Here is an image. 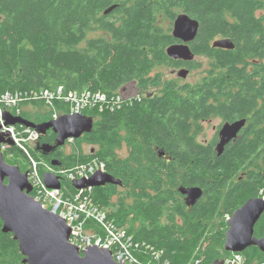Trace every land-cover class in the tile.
<instances>
[{"label":"trees","instance_id":"1","mask_svg":"<svg viewBox=\"0 0 264 264\" xmlns=\"http://www.w3.org/2000/svg\"><path fill=\"white\" fill-rule=\"evenodd\" d=\"M110 4L116 7L106 16L103 11ZM263 8L264 0H0V95L58 85L109 96L133 83L141 94L158 90L151 97L122 101L113 111H88L96 121L75 139L77 150L60 153L61 162L72 167L91 157L103 160L105 172L122 184L94 187L93 200L109 210L116 224L144 247L161 252V260L209 264L231 254L224 249L225 227H220L227 225L226 214L264 193ZM181 12L199 21L190 48L208 59L206 74L195 83L179 84L163 74L165 67L183 63L166 53L167 46L178 41L171 24ZM89 31L98 34L91 36ZM224 37L233 40V49L212 47L214 39ZM227 87L239 90L226 100L234 105L228 108L248 124L243 138L217 156L215 140L189 138V120L220 109L205 105L222 103ZM23 106L21 116L26 119H50L40 100ZM43 137L32 152L51 164L52 158L41 155L38 147L55 143L56 134L50 129ZM83 143L92 145L90 152L84 151ZM9 151L24 157L15 146ZM193 184L206 189L197 217L180 194L181 187ZM218 218L219 229L214 223ZM2 226L0 218V264H25L18 241ZM254 234H264V214ZM239 253L243 264H264V252L256 246Z\"/></svg>","mask_w":264,"mask_h":264},{"label":"water","instance_id":"2","mask_svg":"<svg viewBox=\"0 0 264 264\" xmlns=\"http://www.w3.org/2000/svg\"><path fill=\"white\" fill-rule=\"evenodd\" d=\"M116 4L107 7L103 14L110 13ZM199 21L189 14L181 12L173 21L172 36L178 40L167 46L166 53L173 60L191 62L195 53L190 44L195 40ZM212 47L233 49L235 43L230 37L218 38L212 41ZM189 73L187 68L177 71L179 77L184 78ZM133 83L132 85H134ZM124 86L120 94L124 100L136 96L129 92V86ZM5 125L21 124L35 128L44 135L52 129L56 134L55 144L44 143L39 147L43 153H48L56 147L63 146L69 138L77 139L93 126V118L85 114H63L57 119H51L36 123L23 116H13L10 113L4 115ZM246 119L236 120L232 124L226 123L221 131L216 144L217 154L224 151L232 137L243 127ZM1 128V126H0ZM13 145L11 138L6 137L0 131V218L3 222L2 231L10 232L18 241L22 262L25 264H124L113 258L109 249L89 246L80 251L70 243L71 228L60 215L52 210L43 208L41 203L30 194L32 186L28 180L27 172L21 171L16 164H10L4 159L1 144ZM160 156H164L162 149L158 150ZM56 159L51 160V165H59ZM44 181L48 188L59 189L61 180L53 172H44ZM76 189L86 186H103L105 184L121 185L122 181L113 175L97 171L89 179H76L73 182ZM186 195V203L194 204L202 196L199 186L181 187ZM264 214V199L262 197H250L241 206L236 208L228 218V228L225 231L224 249L229 252H241L249 246H256L264 252V234L260 237L254 234L255 225ZM209 264H224V259H216Z\"/></svg>","mask_w":264,"mask_h":264},{"label":"built area","instance_id":"3","mask_svg":"<svg viewBox=\"0 0 264 264\" xmlns=\"http://www.w3.org/2000/svg\"><path fill=\"white\" fill-rule=\"evenodd\" d=\"M32 100H40L48 108L50 120H55L63 114L113 111L125 101L121 94L117 92L109 96L101 91L67 90L61 85L30 92L7 91L0 95V131L12 139L13 145L2 143L1 151L6 157H14L9 148L15 146L23 153L27 162L25 172L32 186L30 194L43 208L52 210L65 219L71 228L69 241L80 251L89 246H97L111 250L115 261L124 264H172L169 260H161V252L149 246L144 247L125 227L116 224L108 216V212L94 202L93 186L80 189L73 186L74 191H71L62 184L61 177L73 185L72 182L76 179H89L97 171L105 172L103 160L91 157L86 162L77 163L72 167L62 166L55 169L32 152L40 142L41 134L38 130L21 124L5 125V113L21 116L25 107L23 105ZM66 142L72 144L75 139L71 137ZM48 171L59 176L61 180L59 189L47 187L43 174ZM259 195L264 199L262 191ZM146 254L150 255L148 260L143 259ZM243 261L244 258L239 252H231L224 258V264H243ZM190 264H200V260Z\"/></svg>","mask_w":264,"mask_h":264},{"label":"flooded vegetation","instance_id":"4","mask_svg":"<svg viewBox=\"0 0 264 264\" xmlns=\"http://www.w3.org/2000/svg\"><path fill=\"white\" fill-rule=\"evenodd\" d=\"M105 15L107 16L108 14H105ZM88 33H91V32L89 31ZM195 56H196V54H195ZM178 67L179 68L180 67L181 68H187L188 71H190V68L192 67V65H191V62L183 61L182 65H179ZM175 71L176 72L178 71V68L177 67H174V69L172 70V73L175 72ZM128 90H129V92H133V93L135 92L136 93V96L132 97L133 99L134 98L135 99H137V98L139 99L141 97V95L143 97H151L154 94H156L157 91H158V90L157 91L154 90L153 92H150L148 94L147 93L141 94V91L136 87V85L129 86ZM224 91L226 93L223 94L220 97V101L221 100H224L222 103H220V104H217V103L210 104L209 103V104L205 105L206 107L209 106V105L216 106V107H219L220 109H215L214 111H208V112H205L202 115L195 114V118L192 117L189 120V138H215L214 151L216 152V155L217 156H219V155L217 154V151H216L215 147H216L217 142L219 141L220 131H221L222 127L226 123L232 124L236 120H239V119H242L243 118L242 116H240V113L239 112H235V111H233V109H231L234 106L232 104V102H227L226 103V100H230V99L233 98V96H236L238 94L237 93L239 91L238 88H229V87H227V88L224 89ZM210 102H212V101L210 100ZM223 104H224V106L226 108H228V107H231V108L221 109V107L223 106ZM236 106L239 109H241L242 104H238ZM87 116H89V115L87 114ZM247 124H248V120L246 119L245 125L243 127H241L237 131L236 135L232 137L233 139H231V141L227 145H225L224 151L226 150V148L228 147V145L230 143L234 142L237 138H243V135H244L243 134L244 133L243 131H244V128L247 126ZM49 130H47L44 135H41L40 138H44L43 136H46L47 133L49 132ZM66 141H65V143H64L63 146L56 147L52 151H50L48 153H44L45 156L50 157L52 159H56V160H58L60 162L59 165H54V166L52 165L55 169H58L59 167L64 166V165H62V162H61V157L62 156L60 155V153L62 152V150H64V147H66V145H69V143H67ZM53 144H55V143H51V145H53ZM71 145H73V143ZM38 150H39V153L42 155V150H40L39 147H38ZM224 151L221 154H223ZM39 159H41L43 162H46L47 163V161L44 158H39ZM242 176H243L242 174H239L238 177H242ZM231 180L232 181H236L237 179L234 178V175H233L232 178H231ZM117 186H121V185H117ZM191 186H199L202 189V196L199 199H197L194 204L188 205L186 203V195L187 194L183 193L182 191H180V194L182 195V199L185 202L186 208L188 209V211H190L191 215H193L194 217H197V214H198L197 212L201 213V210L198 209V207H199L198 202H201L203 200H206V189L204 187L198 185V184H193ZM257 196L260 197L259 194ZM215 211H216L215 214L216 215H219V211L218 210H215ZM231 215L232 214H226V216H225L226 218L224 220L226 221V224L227 225L220 226V227H225L224 228L225 229L224 230V234H225L226 229L228 228V221L227 220H228V218ZM219 222H222V220H220L219 218H218V220L217 219L214 220V223L216 224L217 229L220 228L219 227ZM210 224H211V222H210ZM217 231H219V230H217Z\"/></svg>","mask_w":264,"mask_h":264},{"label":"rangeland","instance_id":"5","mask_svg":"<svg viewBox=\"0 0 264 264\" xmlns=\"http://www.w3.org/2000/svg\"><path fill=\"white\" fill-rule=\"evenodd\" d=\"M261 12L264 13V8L261 9ZM172 27H173V22L171 24V30H172ZM97 34L98 33L91 32L88 35L92 36V35H97ZM191 62H192L191 63L192 67L190 68L189 73H187V75L184 78L179 77L177 75L176 71L172 73V70L174 69V67H172V66H167V67H165L163 69L164 78H166V79H175L179 84L180 83L181 84L195 83V82L199 81L206 74V72H207V70L209 68L208 59L203 54H197ZM177 68L179 70L181 67L180 68L177 67ZM29 109L32 110L33 108L30 107ZM93 119H94L93 120V123H94L96 121V118L93 117ZM197 140L199 142H205L206 143V142L215 140V138H197ZM73 145H71V144L66 145V147H64V150H62V152L64 154H66V153H71L74 150H77L76 145H75V149H73ZM81 146H82V148L84 149L85 152H90L91 147H92V145L85 144V143H83ZM124 150L125 149L120 150L119 153L121 155H123L125 153ZM4 159H6L7 162L11 161V160L16 162V164L20 167L21 171H23V172H25L26 169H27L26 159L20 154H15L14 153V157H5ZM118 190H121V192L123 191L122 189H118ZM114 198H116V196ZM106 211L109 212L108 209H106Z\"/></svg>","mask_w":264,"mask_h":264}]
</instances>
